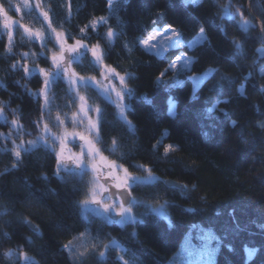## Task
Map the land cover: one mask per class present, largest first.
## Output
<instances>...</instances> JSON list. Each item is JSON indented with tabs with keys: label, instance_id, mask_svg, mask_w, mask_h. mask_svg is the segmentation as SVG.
Returning <instances> with one entry per match:
<instances>
[{
	"label": "trees",
	"instance_id": "16d2710c",
	"mask_svg": "<svg viewBox=\"0 0 264 264\" xmlns=\"http://www.w3.org/2000/svg\"><path fill=\"white\" fill-rule=\"evenodd\" d=\"M249 1L116 0L110 9L109 0H30V7L41 5L30 13L23 0H0L20 21L11 41L0 26V102L16 111L24 127L17 136L0 118V264H170L198 224L212 228L226 248L216 264H264V0L251 1L252 14ZM101 16L108 20L96 24ZM167 25L179 28L186 41L200 28L207 32L200 44L184 46L193 56L191 70L169 69L180 48L159 55L141 45L156 26ZM24 29L51 38L42 47ZM51 29L88 47L72 64L80 77H98L107 65L126 78L125 112L95 84H82L79 92L93 115L99 109L102 155L140 178L131 187L140 201L135 222L87 213L89 171L59 172L58 148L36 141L40 124L56 131L87 126L85 117L83 123L78 115L73 120L78 95L65 78H54L47 100L38 94V69L53 67L51 56L60 50ZM96 44L99 64L90 51ZM210 67L213 72L194 91L189 75ZM170 97L177 109L171 116ZM5 135L26 141L19 157ZM147 169L154 180L147 179ZM159 205L163 215L150 209ZM113 240L121 250L110 245ZM70 241L71 251L65 248ZM247 249L255 254L249 257Z\"/></svg>",
	"mask_w": 264,
	"mask_h": 264
},
{
	"label": "rangeland",
	"instance_id": "374dc122",
	"mask_svg": "<svg viewBox=\"0 0 264 264\" xmlns=\"http://www.w3.org/2000/svg\"><path fill=\"white\" fill-rule=\"evenodd\" d=\"M115 1L116 0H109L110 9L114 7ZM8 16L10 17V27L5 28V26H4L5 18L3 16V14H0V20H1L0 26L2 27V29L8 30L9 34L12 37L14 35V32H15V26L18 25L20 23V21L18 18L12 17L9 14H8ZM107 20H108V16H101V17L96 19L95 23L100 24L101 22L107 21ZM167 26L166 27L156 26V28H154L153 30H158L159 33L162 35L165 32ZM173 29L180 34L179 39L181 41V45H180V47H178V49L180 48L178 55L169 63V66H170V64H173V62H176L175 67L171 69L176 73H180L181 71H185V70H191L193 56H192V54L188 53V51L184 48V46L188 45L189 47H194V46L200 44L203 40H205L207 38V32L205 31L203 34L199 33L196 36H194L193 38H191L190 40L186 41L183 37V33L181 32V30L179 28L177 29L176 27H173ZM153 30L149 33V35L153 32ZM169 35L171 36V32H169ZM0 36H1V32H0ZM147 36L144 39H146ZM159 38L160 37L157 36V40H159ZM172 39H176V37H172ZM66 43L68 45L74 44V43H70V42L68 43L67 39H66ZM96 46H98L97 50L102 55V49L99 46V44L93 45L92 47H96ZM144 47L147 48L148 50L156 53V54L159 53V55H165L168 52V50L173 49V48H167L166 51L161 52L159 45H157L156 49H150L146 46H144ZM86 48H88V47L86 46ZM59 49H60V47H59ZM259 50H260L261 54H264V46L260 47ZM59 52H60V50H59ZM59 52L55 51L54 54H58ZM79 55H80V53L73 54V59H72L71 63L69 64V70L70 71H75L72 68V64L79 57ZM67 56H68V54L66 53L65 54V60L67 59ZM178 57L180 58V60H177ZM185 58L189 61L187 67L184 66ZM102 60H103V58H102ZM213 69L214 68L210 67V68L203 70L202 72H198V73L192 72L189 75L190 78L192 79V82H193L194 91H197L199 89L200 85L202 84V81L205 78H207L208 76H210V74L213 72ZM44 70H46L48 72H52L53 67H49V69H44ZM263 70H264V68H262V71ZM38 71H40V69H38ZM120 76H122V75H120ZM123 77H124V81H125L126 78H125V76H123ZM84 80L89 81V83L95 84V86H97V88H99L100 91L107 94L109 97H111L113 99V101L115 103H117L120 111L125 112V110L128 107V102L126 100V95H125L127 92V89H125V87H124V81H123V83H121L119 76H116L111 72H105V70H104L100 76L93 77V78H85ZM179 80H181V82H183L184 78L181 77V78H179ZM82 84L83 83H77L75 86H73V88L77 92L78 103H79L76 113H79V115H78L79 117H82V118L85 117L87 119V121H86L87 126H85L81 130H78V129L71 130L68 128H63L62 131H56L53 128V126L48 125L49 131H48L47 135H44V133L42 131L44 124L43 125L40 124L39 125V133L35 136L36 141L38 143L46 144V145L50 146L51 148L52 147L58 148V153H59L61 144H60V140L58 139V137H65V134L67 133L66 140H65L64 159H62V160L59 159V164H58L59 172L62 169L73 170V169H75V167H81V168H83V170H88L90 173L91 179H92L91 180L92 191H91L90 196L88 197V200H86L87 202L85 201L83 203L84 210L87 213L89 211V212L94 213L96 215L100 214L107 221H117L118 222L120 219H122L121 217L116 219L113 216H111V213L117 214V211L113 210L112 208H110L108 210H105V208H104L105 203L112 204L113 208L118 207L115 204L114 199L113 200L107 199L108 193H103L101 195L100 199L103 201L101 204L97 205L96 203L91 202L92 201V192L95 190H98L97 189V182H96V173L92 169V164L94 162L99 163L100 156H103L101 151H100L99 146L97 145V140H98V135H99L98 131H99V124H100L99 123L100 112H99V109H96L94 112V115L91 113V110L93 109L91 103L88 101V99L84 93L79 92V88ZM109 87H111V89H112L111 92L107 91V89ZM49 90H50V87L48 88V90L46 92L44 91V88H41V90L38 91V94L40 93V95H42L44 97V100H47L48 96H49ZM117 93H120V95L118 96ZM79 97L84 98L83 104H84V108L86 110V115H85V113L80 112L81 101H80ZM169 101H171L174 104L172 111H174V113H176V111H177L176 100L173 97H170ZM0 107H3V113H0V118L6 122L10 121V123L14 120L17 121V124L15 126L11 124V126L13 127L12 128L13 132L17 136L23 135L24 134V127H21L20 121L17 120L16 111H14L12 109L10 110L9 106L5 105L2 102H0ZM169 109H170V104H169ZM89 120L91 121V124H97L98 125V130L92 129V127L89 123ZM73 132H81V133H84L85 135H87L89 137V139L91 140L92 144L95 145V148L98 150V154L95 156L90 154L88 144L85 141H80L78 139V137L74 138L71 135ZM8 137L11 138L12 145H13L14 149H16V151L25 150V147H26V143H25L26 141L25 140H22L20 142L12 136H9V135L4 136L5 139H8ZM80 152H84L85 155L83 157H80V163H77L76 160L74 159V157H76ZM70 157H73V158H70ZM107 160L113 162L111 159H109V157H107ZM124 169H126V168L121 166L120 164L115 163V167L112 170L114 172L118 173L121 178H123L124 177ZM103 171L106 173L108 171V169L104 168ZM147 173L149 174V176L151 175L148 169H147ZM129 174L131 176H133L131 173H129ZM135 182H136V180L129 181L130 188L134 185ZM99 183L105 184V185H114L115 186L116 181L105 180L103 178V176H101ZM133 198L135 201H138L140 203L138 198H136L135 196H133L132 199ZM139 203H133V200H132L131 204L125 205L126 207L131 206L132 212L130 215L135 216L136 218H137V216H136V212H135V207L137 205H139ZM150 209H152V210L156 209L158 212H163L165 208L163 205H159V206L151 207ZM128 221H131V220H128ZM128 221H126V222H128ZM209 232L213 236L216 237L215 240H212L209 242L208 240L197 239V237H203ZM188 237H191V239H186ZM110 245L115 247L118 250H121V248H122L121 245H119V243H117L114 240L111 241ZM221 250H226V248L223 247V245L221 243V238H219V236L215 233V231L212 228H208L203 224H198L196 226H193L191 228V230L188 231V233L183 238V241L181 242V244L178 247V249L176 250V252L170 257L169 262H171V264H216L217 263L216 259H217L218 253Z\"/></svg>",
	"mask_w": 264,
	"mask_h": 264
},
{
	"label": "snow or ice",
	"instance_id": "6c2138e0",
	"mask_svg": "<svg viewBox=\"0 0 264 264\" xmlns=\"http://www.w3.org/2000/svg\"><path fill=\"white\" fill-rule=\"evenodd\" d=\"M23 7L28 9V11L31 13L35 9L40 8L41 5L39 3H37L35 5V7L33 8V7H30V0H23ZM16 11L17 12L20 11L19 6H17ZM0 14H3V16L5 18V20H4L5 28L10 27V17L8 16V13L5 10L4 4L2 2H0ZM42 15H43L45 20H48V13L47 12L42 13ZM246 23H250V21H246ZM49 27H50V24H49ZM24 30L29 32L30 36H35L37 38H40L42 47H46L47 39L51 38V37H48L47 39L44 38L40 32L32 33L29 29H24ZM81 31H83V29ZM199 31L201 34H203L205 32V29L200 28ZM51 32L54 33V35H55V39H56V41L60 47V52L58 54H53L51 56V61L53 64V71L52 72H48L44 69H40V72L43 75L42 83H43L44 91L46 92L48 90V88L52 84L55 77L65 78L67 80V83L69 84L70 88L75 86L77 83H83L85 85H88L89 81L84 80L75 71L69 70V64L71 63V61L73 59V54H78L81 49L86 47V45L81 40H76L74 44L68 45L66 43V38H65L63 33L56 32L55 29H51ZM169 32H171V36L169 35ZM179 35L180 34L173 29V26L168 25L165 32L162 35L159 33L158 30H153V32L150 35H148L146 39L141 40L140 43L142 45L150 48V49H156L157 45H159L160 51L163 52V51H166L167 48H178V47H180L181 41L179 39ZM112 36H113V32L108 31L107 37L111 38ZM157 36L160 37L159 40H157ZM172 37H176V39H172ZM11 39H12V37H11V35H9V41H11ZM237 47L239 48L240 46L237 45ZM97 49H98V46L92 47L90 51H91V56L93 57V59H95L97 61V63L99 64L102 60V55L100 52H98ZM9 50H11V49H9ZM66 53L68 54V56H67V59L65 60V54ZM25 55H27V54H25ZM177 60H180V58L178 57ZM175 63L176 62H173V64H170L169 68L170 69L174 68ZM188 63H189V61L185 58L184 66L187 67ZM102 67L104 68L105 72H111L114 75L119 76L121 83H123L124 77L120 76L119 73H117L114 68H109L107 65H102ZM23 70L26 73L29 71L27 67H24ZM165 71H168V69H166ZM163 75H164V73H161V77H158L157 79L158 80L161 79L163 77ZM111 90H112L111 87H109L107 89L108 92H111ZM117 95L119 96L120 93H117ZM79 99L81 101L80 112L85 113V115H86V110H85L84 104H83L84 98L79 97ZM169 104H170L169 115L170 116L175 115L174 111H172L174 104L171 101H169ZM213 108H215V105H213ZM209 111H212V109H209ZM0 113H3V107H0ZM77 115H79V113L73 114V120H75V117ZM80 122L83 123V118L81 119ZM59 123H62V122L58 120V124ZM89 123H90L92 129L98 130L97 124H91L90 120H89ZM235 123H236L235 121H232L233 126L235 125ZM11 124L15 126L17 124V121L14 120L11 122ZM260 127L264 128V124H261ZM42 131H43L44 135H47L49 129H48V125L46 123L43 125ZM2 135L3 134L0 133V136H2ZM71 135L74 138L78 137V139L80 141H85L88 144L90 154H92L93 156L98 154V150L95 148V145L92 144L91 140L89 139V137L87 135H85L84 133H81V132H73ZM66 136H67V133L65 134V137H58V139L60 140L61 147H60V151L57 155H58L59 159H61V160L64 159ZM29 143H35V142H29ZM113 143H115V141ZM170 147L171 146H169V148ZM15 154L17 157H19L21 155L20 151H16ZM84 155H85L84 152H80L76 157H74V159L76 160L77 163H80V157H83ZM70 158H73V157H70ZM114 167H115V162L108 161L107 158H105L103 156H100L99 163L94 162L92 164V169L96 173V182H97V189L98 190H95L92 192V201L91 202L96 203L97 205L101 204L103 202L100 199L101 195L103 193H108L107 199H109V200L114 199V202L118 207L113 208L112 204L105 203L104 204L105 210L112 208L113 210L117 211V215L122 218L118 221V223H120V224H124L128 220L135 222L136 217L130 215L132 212V208H131V206H128V207L125 206L127 204V200L124 197L127 195V196H129V198H131L130 192L128 191V189H130L129 181L139 180L140 178L131 176L128 173L127 169H124V177L121 178L118 173H116L112 170ZM104 168L108 169V171L106 173L103 171ZM149 172H150V170H149ZM101 176H103V178L105 180L116 181L115 188L119 189L120 191L112 192L110 185L100 184L99 181H100ZM154 179H155V177H152L151 175L148 177V180H150V181L154 180ZM181 190L186 191L187 190L186 186H181ZM133 203H139V202L135 201L133 198ZM153 211H157V210L153 209ZM188 211L192 212L194 210L188 209ZM159 214L163 215L162 212ZM168 223H169L170 229L172 227H174L172 225L171 221H169ZM133 236H136V233H133ZM186 239H191V237H188ZM197 239L208 240L210 242L212 240H215L216 237L213 236L209 232L203 237H197ZM70 245H71V241L69 242L68 245H65V248H67L69 251L72 250ZM246 251L248 253V256L251 257L255 254L256 250L255 249H247ZM101 255H103V253H101ZM25 259L26 260L28 259V257L26 255H25ZM125 264H126V262H125ZM170 264H171V262H170Z\"/></svg>",
	"mask_w": 264,
	"mask_h": 264
},
{
	"label": "water",
	"instance_id": "95a60500",
	"mask_svg": "<svg viewBox=\"0 0 264 264\" xmlns=\"http://www.w3.org/2000/svg\"><path fill=\"white\" fill-rule=\"evenodd\" d=\"M251 1L252 0H250L249 1V3H248V7H249V10H250V13L252 14V11H251ZM259 25H260V28H261V31H262V37H263V35H264V28L262 27V25H261V23L259 22ZM166 183L168 184V185H177V186H181L180 185V183L179 182H177V181H173V180H171V179H168V180H166ZM111 186V191L112 192H117V191H120L119 189H117V188H115V186L114 185H110ZM182 186H184V185H182ZM128 191L130 192V197L131 198H129V196H125L124 198L127 200V204L126 205H129V204H131V202H132V197H133V193H132V189L130 188V189H128ZM111 216H113L114 218H119L120 216H118L117 214H113V213H111ZM29 225H31V227L34 229H38V227L36 226V225H34L31 221L29 222Z\"/></svg>",
	"mask_w": 264,
	"mask_h": 264
}]
</instances>
